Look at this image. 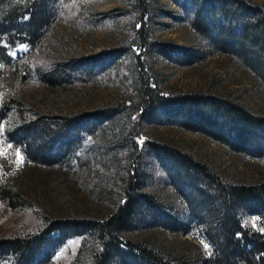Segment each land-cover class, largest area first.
Masks as SVG:
<instances>
[{
    "label": "rangeland",
    "instance_id": "374dc122",
    "mask_svg": "<svg viewBox=\"0 0 264 264\" xmlns=\"http://www.w3.org/2000/svg\"><path fill=\"white\" fill-rule=\"evenodd\" d=\"M38 1L43 0H0V20L3 11L14 12L18 6L22 10L5 21L0 34V49L12 59L6 64L0 57V239L37 236L59 221L105 222L124 196L131 139L141 150L148 142L177 147L232 183L264 182V159L235 152L177 126L144 123L138 135L135 131L126 138L127 114L112 126L84 136L69 153L50 160L46 169L36 165L22 145L8 139L7 130L40 118L51 123L57 117L72 119L120 104L128 107L137 100L134 86L142 76L165 96L215 95L264 116V85L238 61L214 52L173 0H146L150 12L144 20L136 0H46L51 8L49 24L32 44L27 10ZM249 1L264 7V0ZM142 26L152 41L175 45L196 61L179 65L143 49L138 36ZM117 48L125 53L113 68L96 75L84 72L93 57ZM137 57H141L139 62ZM14 68L18 69L15 76ZM70 72L74 78L64 90L50 89L44 81L46 76ZM9 99L17 101L9 104ZM144 162V193L158 203L161 223L126 233L123 241L160 249L174 259H188L192 246L207 257L212 255L198 222L181 219L186 229L177 234L170 230L165 215L182 218L187 214L186 204L155 161L147 155ZM4 191L11 200L1 198ZM244 224L258 230L264 226L256 216L245 217ZM87 233L54 244L45 264H96L102 242Z\"/></svg>",
    "mask_w": 264,
    "mask_h": 264
},
{
    "label": "trees",
    "instance_id": "16d2710c",
    "mask_svg": "<svg viewBox=\"0 0 264 264\" xmlns=\"http://www.w3.org/2000/svg\"><path fill=\"white\" fill-rule=\"evenodd\" d=\"M136 1L140 18L144 20L150 12L149 5L146 0ZM173 1L184 11L193 30L210 44L214 52L238 61L264 85L263 6L249 0ZM21 11V6L14 12L3 11L0 34L7 26L5 21ZM27 13L31 16L28 39L34 44L49 24L51 8L46 0L38 1L29 7ZM138 36L140 47L154 51L169 62L188 65L196 61L193 55L182 52L175 45L152 41L145 26ZM124 50L117 48L96 55L85 65L84 72L96 75L113 68ZM0 57L6 64L12 62L5 49H0ZM140 58L137 57L138 62ZM17 72L18 69L14 68L12 74L15 76ZM54 76L45 77L46 85L50 89L64 90L73 74ZM134 87L137 100L128 107L120 104L72 119L57 117L51 123L43 118L26 121L7 130V137L22 145L36 165L46 169L50 160L69 153L84 136L94 135L97 128L112 126L127 114L126 124L130 129L124 132L126 138L133 136L135 131L138 135L144 123L157 122L208 136L235 152L264 159V116L253 113L237 101L194 93L165 96L143 76L136 80ZM12 101L17 100L9 99L8 103ZM131 140L132 157L124 182V196L113 215L103 223L94 220L59 221L37 236L0 239V264H45L54 244L71 236L83 237L87 232L95 234L102 242L103 252L97 256L96 264H264V226L258 230L244 224L245 217L249 216H256L264 222V182L259 185L232 183L177 147L148 142L141 150ZM147 155L168 175L170 184L187 207V214L182 218L166 214L165 222L171 223L170 230L176 234L186 229L180 224L181 219L188 223L198 222L203 237L213 250L209 257L198 246H192L188 259H174L160 249L123 241L122 236L126 233L144 225L150 227L161 223L157 214L160 212L158 203L144 193V158ZM2 193V199L11 200L8 191ZM5 260L9 261L5 263Z\"/></svg>",
    "mask_w": 264,
    "mask_h": 264
}]
</instances>
